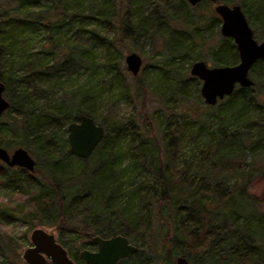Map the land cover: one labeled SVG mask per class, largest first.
Returning <instances> with one entry per match:
<instances>
[{
  "label": "trees",
  "instance_id": "16d2710c",
  "mask_svg": "<svg viewBox=\"0 0 264 264\" xmlns=\"http://www.w3.org/2000/svg\"><path fill=\"white\" fill-rule=\"evenodd\" d=\"M47 1L48 4H43L44 0H0V74L4 73L6 64L2 57L11 54L15 44L24 39L25 29L36 31L41 27L48 28L47 43L53 50L51 64L45 66L40 63H30L28 65L30 70L27 67L21 75L16 76L15 81L18 84L22 82L28 85L29 78L33 81L57 80L61 76L60 72H71L79 66L87 67L88 64H93L95 56L91 55L90 47H86L82 42L67 43L72 40L69 36L64 43L58 38L59 34H67L68 30L78 28L75 31L82 34L88 32L94 43L102 48L101 56L107 61L105 83L121 84L124 83L125 70L121 65V52L114 53L117 50L116 43L125 46L126 41L134 35L144 39L162 35L166 36V45L170 53L169 65L180 76L179 89L182 96L186 95L190 101L202 100L199 93L200 81L184 72L177 63L178 66H175V62L180 61L181 53L187 51L185 47L189 40L201 39L212 27L214 28V25L218 27V17H211L208 23H195L196 14L192 11L208 0H202L195 6H190L185 0L172 2L120 0V4L113 3L112 0ZM209 1L210 5L215 4L213 0ZM216 2L224 3L221 0ZM180 22L190 26L196 25L193 27L194 34L173 25ZM87 23L93 26L89 30L83 27ZM257 26L262 29L261 21ZM64 29L66 31H63ZM262 31L264 35V28ZM108 32H113L115 36L111 37ZM71 33L77 34V32ZM224 53L230 57H223ZM203 59L192 55L188 63ZM237 59L235 44L230 38L224 37L213 49L210 60L217 65H231L235 64ZM12 64V62L7 64L10 68L8 72L14 68ZM251 72L255 76L253 86L236 87L231 95L219 100L215 106L203 103L212 114H205V118L202 116L204 114H201L196 121L191 119H185L183 123L181 121V126L171 130L170 140H164V145L166 144L167 147H175L186 139L183 138L185 129H188L187 137L190 138L193 132H196V135L203 134L204 150H200L190 160H185V168L169 167L168 160L165 159L164 163L161 160H150L153 167L157 165L159 169L157 173L160 180L159 190H154L153 193L156 194L155 203L160 209L166 208V215H160L161 239L167 244L174 241L171 236V230L174 229L175 234H172L175 238L181 239L187 250L193 253L191 255L199 256L198 261L206 259L212 264L217 262L219 256V264H264V226L257 228L254 225L259 215L264 216V207L261 206L264 203V187L258 189L256 186L258 181L264 179V163H262L264 161V61H256ZM11 75L3 74L4 96L8 95ZM163 76L165 77L164 74ZM14 96L16 100L7 99L10 103L8 110L15 109L18 103L19 108L25 106L24 112L22 116L11 120L12 134L7 136L0 133V146L8 149L16 144L27 149L28 152H33L34 149L39 155L41 152L44 155L46 153L47 157H43L42 163L39 167L36 165L33 171L43 178L48 174V179L53 182L48 181L44 186L50 183L52 188L58 187L59 180L62 181L63 177L80 175L83 178L79 188H72L64 193L56 191L53 195L44 196L40 193L42 190L38 189L40 192L35 195L37 202L43 197L50 201L46 202L44 198L46 204L42 210L48 211V214L44 213L47 219L45 223L54 224L63 219L72 200L83 206L87 204L86 209H90L91 205L94 208L105 209L103 213L107 214L103 219L95 217L91 220L93 223L91 221L88 223L89 221L84 218L83 222L91 225L90 228L86 225L91 233L102 237L120 234L131 242V231L134 232L133 223L121 215L116 217L108 215L115 206L119 207L121 199L119 177L123 174L120 170H115L112 159L120 153L118 143L122 141H119L122 129L115 128L113 133L106 135V127L103 126L105 129L103 140L91 156L81 159L83 169L77 173H68L65 169L56 167H53L52 171L53 161L68 160L75 156L68 152V148L66 149V138L60 142L63 149L61 155L55 156L50 151L49 141L43 139L49 137L44 131L57 121V116L62 117L61 122H58L59 126L66 128L71 121L82 114L93 116L92 106L88 101L90 95L80 90L74 92L77 103L74 99L68 103L61 100L60 105L53 108L52 116L33 112L35 106L29 98L30 92L16 91ZM8 110L1 117H5ZM154 114L156 118L160 116L157 111ZM149 122L150 129H153L152 122ZM183 125L186 126L184 130ZM141 146L133 142L127 146L129 151H132L131 157L135 162L136 153L144 150L148 145ZM92 164L95 168L90 170ZM10 169L5 164H0V178L3 184L21 187V181H24L27 183L26 187H30L31 174L22 177L11 172L15 167ZM88 176L102 181L101 186L106 190V194L96 197L92 195L93 188L85 185ZM55 180L58 181L57 184ZM153 185L154 182L151 186ZM156 185L158 180L154 186ZM42 189L45 190V187ZM132 255L134 254L130 256ZM128 257L120 260L118 264Z\"/></svg>",
  "mask_w": 264,
  "mask_h": 264
},
{
  "label": "rangeland",
  "instance_id": "374dc122",
  "mask_svg": "<svg viewBox=\"0 0 264 264\" xmlns=\"http://www.w3.org/2000/svg\"><path fill=\"white\" fill-rule=\"evenodd\" d=\"M168 1L172 2L173 0ZM221 1L230 5L234 3L240 4L241 2L247 21L253 29L255 39L264 41L262 31L264 28V0ZM112 2L120 4V0H112ZM44 3L48 4V1L44 0ZM213 6L214 4L210 5L208 0L196 7L195 10H191L196 14L195 23H208L211 17H218L213 10ZM259 20L263 26L262 29L257 26L260 23ZM173 25L176 28L188 31L190 34H194L193 27L196 26L194 24L190 26L184 22ZM219 26L220 19L218 27L214 25V28L212 27L209 30L210 32L205 34L204 37L193 41L189 40L186 44L187 47H185L187 51L181 53V59L175 62V66L180 65L184 72L186 71L190 74L189 67L193 61L188 63V60L192 55L203 57V60L210 66L217 65L210 59L213 49L224 38L220 34ZM83 27L89 30L93 26L91 23H87ZM76 29L78 28H73L71 31L68 30L67 34H59L58 38L61 43H64L69 36L72 37V40L67 43L82 42L86 47H90L91 55L95 56L93 64H88L87 67L79 66L77 69L71 70V72H60L61 76L58 77V81L55 79L33 81L29 78L30 82L28 85L22 82L18 84L15 81L17 80L16 76L21 75L30 63H40L45 66L51 64L50 60L53 51L51 45L47 43L49 36L47 27H41L36 29V31L25 29L24 39L15 44L11 54L2 57L6 61L4 73L1 74L2 78L3 74H12L8 89L9 96L5 95V97L8 100L11 98L16 100L14 96L16 91L23 92L25 90L26 93L30 92L29 98H31L33 106H35L33 112L52 116L53 108L59 106L61 100L68 103L74 99V102L77 103L74 92L80 90L90 95L88 101L93 110L92 118L96 123L106 127V135L113 133L115 128L122 129L121 138L119 139V141H122H118L120 153L112 159L115 170L118 169L123 174L119 177V196L121 199L119 207L115 206L108 215L111 217L121 215L133 223L134 232L131 231V243L138 247V251L120 264H174L178 255L185 256L188 264H200L198 262L211 264L206 259L198 261L199 256L191 255L193 253L187 250V246L181 239L175 238V235H173L175 234L174 229L171 230V236L174 241L167 244L161 239L162 228L160 223L162 220L160 215H166V208L160 209L155 203L156 194L153 193L154 190H159L160 180L157 177L159 169L157 165L153 167V163L150 160H161L163 163L168 160L170 166L167 165L169 167L174 169L185 168V160H190L200 150H204L205 137L202 136L203 134L196 135V132H193L191 138L187 137L188 129L184 130L186 126L183 125V138L186 137V139L181 144L178 143L175 147H167L166 144L164 145V140H170L171 130L181 126V121L182 123L185 119L196 121L199 115L204 114L202 116L205 118V114H212V111L204 107L205 105L201 99L190 101L186 95L182 96L179 89V84H181L180 76L169 65L170 53L167 49L168 45H166V36L158 35L155 38L144 39L139 35H134L133 38L126 41L125 46L116 43L118 51L115 50L114 53L121 52V65L125 70L124 83L113 82L108 84L105 83L106 77H104L107 61L101 56L102 48L94 43L88 32L82 34L79 31H75ZM63 31H66V29ZM71 32H77V34L73 35ZM108 34L111 37L115 36L113 32H108ZM131 52L139 54L142 59L140 70L135 76L127 71L124 61V57ZM222 56L230 57L226 53L222 54ZM11 62L14 68L8 72L10 68L7 64ZM97 62L98 64H96ZM13 73H15L14 76ZM249 76L255 80L254 73L251 71ZM15 106V109L8 110V114H5V117H0V133L7 136L12 134L13 119L22 116L24 112L25 106L19 108L18 103ZM156 111L160 114L158 118L154 114ZM57 118V121L53 122L44 131L47 136L49 134V137H44L43 139L44 141H49L50 151L55 156H60L63 150L60 142L64 138H66L65 147L66 149L68 148L67 128L66 126H59L58 122H61L62 117L57 116ZM149 121L152 122L153 129H150ZM17 132L20 131L17 130ZM176 134L180 135L179 133ZM132 142L142 146L148 145V148L146 147L136 153V162L131 157L132 151L127 148ZM17 147L19 146L14 144L7 150L11 152ZM29 153L35 160V168L36 165L39 167L42 163L41 160H44L43 157L46 156V153L44 155L43 152L39 155L34 149L33 152L29 151ZM81 161L77 157H72L68 160L59 159L52 162L51 170L53 171L52 168L56 167L65 169L68 173H77L83 169ZM0 164L4 163L0 162ZM9 168L12 169L13 167ZM94 168L95 165L92 164L90 170ZM17 169L19 168L15 167L11 172L22 177L31 174L32 182L29 188L26 187L27 183L24 181H21V187L20 185L8 186L3 184L0 178V264H26L22 254L31 244L30 233L34 228H42L47 232H52L58 242L64 245L70 253L75 250L78 251L84 245L88 246V242L85 240L90 235L95 234L89 231L91 225L84 223L83 220L85 218L90 223L92 218L95 217L103 219L107 214L103 213L105 209L94 208L93 205L90 206V209H86L87 204L84 207L82 204L71 200V206H69L66 216L54 224H47L45 223L47 219L44 213L48 214V211H43L42 209L46 204L44 203V198L46 202L48 199L43 197L38 199L37 202L35 198V195L40 192L38 189L42 190L40 192L41 195L50 196L56 191L64 193L66 190L70 191L72 188H79L83 178L80 175H73L75 177L68 178L63 177L62 181L59 180L60 185L52 188L50 183L48 186H44L45 183L50 181L48 174L46 178H43L37 172L28 173L24 169L21 171ZM179 178L181 179V177ZM157 180L158 185L154 186ZM85 181L86 186L93 188L91 193L95 197L106 194V190L101 186L102 181L90 176ZM57 182L55 180V184ZM153 182L154 185L151 186ZM256 186H258V189L264 187V179L258 181ZM43 187H45V190L42 189ZM261 206L264 207V203ZM259 216L254 221V225L257 228L261 225L264 226V216ZM86 225H89V228ZM215 263H220L219 256Z\"/></svg>",
  "mask_w": 264,
  "mask_h": 264
},
{
  "label": "water",
  "instance_id": "95a60500",
  "mask_svg": "<svg viewBox=\"0 0 264 264\" xmlns=\"http://www.w3.org/2000/svg\"><path fill=\"white\" fill-rule=\"evenodd\" d=\"M195 6L202 0H185ZM215 2L213 10L220 19L219 31L235 44L238 60L231 65L210 66L204 60L191 63L189 73L200 81L199 93L203 103L215 106L219 100L231 95L236 87H250L255 84L249 76L256 61H264V41H257L245 13L239 4ZM126 69L133 76L137 75L142 59L135 52L124 57ZM5 83L0 74V117L10 108L4 96ZM105 136V129L95 122L92 116L82 114L67 125L68 152L80 159H87L94 152ZM0 162L8 167H18L33 172L35 160L27 149L17 147L9 152L0 146ZM97 245L95 251L82 250L80 257L87 264H117L138 251V247L120 234L107 238L94 236ZM30 243L22 254L26 264H46V257L52 264H75L67 255L65 248L56 242L54 235L42 228H34L30 233ZM174 264H188L186 257L178 255Z\"/></svg>",
  "mask_w": 264,
  "mask_h": 264
},
{
  "label": "flooded vegetation",
  "instance_id": "af4514ba",
  "mask_svg": "<svg viewBox=\"0 0 264 264\" xmlns=\"http://www.w3.org/2000/svg\"><path fill=\"white\" fill-rule=\"evenodd\" d=\"M52 233V232H51ZM53 234V233H52ZM54 235V234H53ZM94 236H99V235H90L89 238H87V240H85L86 242H88V246H83L82 248H79V250H75L74 252L70 253L67 248L62 245L60 242H58L57 238L55 237L54 235V238L56 240V242H58L60 245L63 246V248H65L66 252H67V255L71 258V260L75 263V264H87L84 262V260H82V258L80 257V252L82 250H88V251H95L97 249V245L93 242V237ZM102 237V236H100ZM102 238H107V237H102ZM31 245V244H30ZM130 256V255H129ZM127 258V257H126ZM120 260H123V259H120ZM119 260V261H120ZM119 261L117 262V264L119 263ZM46 264H52L50 259L46 257Z\"/></svg>",
  "mask_w": 264,
  "mask_h": 264
}]
</instances>
